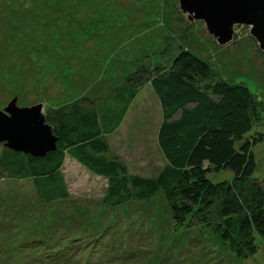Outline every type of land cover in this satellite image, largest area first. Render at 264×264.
I'll return each instance as SVG.
<instances>
[{"label": "rangeland", "instance_id": "1", "mask_svg": "<svg viewBox=\"0 0 264 264\" xmlns=\"http://www.w3.org/2000/svg\"><path fill=\"white\" fill-rule=\"evenodd\" d=\"M179 8L178 0H0V110L17 99L21 108L43 104L47 115L107 98L141 68H168L180 50L229 83L246 84L264 107V53L250 28L236 27L234 40L220 46L202 21L190 23ZM161 121L147 84L109 138L111 154L130 174L155 178L167 165L158 146ZM255 129L264 132V119ZM4 149L0 144V159ZM254 153L253 177L264 187V143ZM62 172L70 198L44 205L30 181H12L0 170V264H264L263 238L254 256L238 259L197 220L175 226L163 195L109 207L102 199L106 180L69 158ZM232 177L210 175L213 182ZM68 241L67 261L44 259L45 247L55 251Z\"/></svg>", "mask_w": 264, "mask_h": 264}, {"label": "trees", "instance_id": "2", "mask_svg": "<svg viewBox=\"0 0 264 264\" xmlns=\"http://www.w3.org/2000/svg\"><path fill=\"white\" fill-rule=\"evenodd\" d=\"M147 84L161 106L158 146L167 162L155 178L130 174L111 154L109 142ZM259 102L246 84L229 83L206 61L180 50L168 68H141L107 98H86L47 113L57 150L35 159L5 148L0 170L12 181H30L39 201L48 205L70 198L62 172L69 158L106 180L102 197L106 206L150 203L163 195L175 226H191L197 220L235 257L248 259L258 251L257 239H264V187L253 177L254 150L264 143V132L255 129L264 119ZM222 171L233 173L231 182L210 179ZM217 199V221H213ZM69 243L55 251L45 247L44 259L67 261L72 255L66 250Z\"/></svg>", "mask_w": 264, "mask_h": 264}, {"label": "water", "instance_id": "3", "mask_svg": "<svg viewBox=\"0 0 264 264\" xmlns=\"http://www.w3.org/2000/svg\"><path fill=\"white\" fill-rule=\"evenodd\" d=\"M188 21H202L220 46H227L238 26L250 28L264 53V0H178ZM44 105L19 107L14 99L0 110V144L15 152L42 159L57 150V138L46 121Z\"/></svg>", "mask_w": 264, "mask_h": 264}]
</instances>
